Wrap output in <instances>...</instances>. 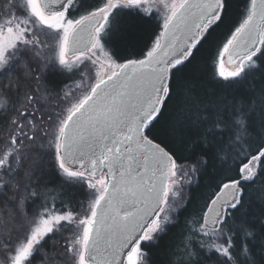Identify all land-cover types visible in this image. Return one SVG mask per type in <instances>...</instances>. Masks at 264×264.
Segmentation results:
<instances>
[{
	"label": "snow or ice",
	"instance_id": "6c2138e0",
	"mask_svg": "<svg viewBox=\"0 0 264 264\" xmlns=\"http://www.w3.org/2000/svg\"><path fill=\"white\" fill-rule=\"evenodd\" d=\"M230 6V0H6L0 72L25 62L40 74L35 89L25 84L30 70L9 85L17 94L11 110L6 99L0 102L7 123L0 143L3 264H34L37 254L41 264H56L57 257L63 264H152L146 245L178 222L191 200L185 183L198 186L210 164L217 173L211 194L185 221L169 264H264V81L247 95L202 98L194 79L206 43H216L214 76L230 86L264 76V0H248L238 26L217 43L212 34ZM153 8L163 12L162 30L144 58L116 63L109 49L138 39L136 26ZM101 59L119 71L101 75ZM189 65L192 77L184 74ZM93 69L95 82L80 96L73 89L53 95L41 83L49 70L79 72L81 88L93 80ZM192 115L216 150L187 166L178 163L177 151L185 147L183 130ZM49 160L62 185L88 190L82 211L63 199L56 207L54 189L40 181ZM47 240L55 241L57 257L47 254Z\"/></svg>",
	"mask_w": 264,
	"mask_h": 264
},
{
	"label": "trees",
	"instance_id": "16d2710c",
	"mask_svg": "<svg viewBox=\"0 0 264 264\" xmlns=\"http://www.w3.org/2000/svg\"><path fill=\"white\" fill-rule=\"evenodd\" d=\"M5 2V0H0V7ZM90 3L95 2V0H89ZM230 9L229 14L224 24H221L216 28L212 34L213 41L226 42V37L230 35L229 29L234 30V26H238L239 22L243 19L246 14V9L248 5V0H230ZM152 16H145L143 22H140L136 26L135 35L138 39L133 40L127 45H122L119 48L112 49L110 48V53L113 54V60L117 63H123L124 58L138 59L144 57L147 50L151 47V40L154 39L155 35H158L161 31L162 17L156 11H152ZM77 13L76 15H78ZM216 54V43L204 44L200 53L197 54V60L195 65V84L197 91L200 93L202 98L205 97V93L208 94V97L215 98L216 96L221 97H230L232 95H247L253 83L256 84L259 88L262 81H264V76H260L259 79L252 81L251 79L247 81H241L239 83L231 84L228 81H224L218 75L214 76L215 65L213 63V57ZM192 65H189L188 68L184 70V74L192 77ZM31 71L32 75L25 80V84L30 89H35L37 83L34 79L35 75L40 74V69L36 66L35 63L31 64L30 69L25 67V62L18 64L11 72L5 74H0V91L5 93L4 97H0V102H3L4 99L7 100L6 107L11 110L12 105L16 103V92L14 88L9 90V85H14L19 77H23L25 72ZM76 77V76H75ZM73 75L66 72H53L49 70L45 74V79L41 82L46 84L49 90L55 95L57 92L60 95L63 94L64 88L70 84L75 78ZM179 78V76L177 77ZM173 102L169 104L168 111L166 116L172 114L173 109L175 108ZM52 103H57L56 100H52ZM195 113V109L192 110ZM15 113L9 112V115H14ZM193 123L189 124L183 130L184 139L186 141L185 147L177 151L178 163L182 165L191 166L196 160L201 156H207L211 158L212 154L216 150V141L213 140L212 136L209 135L205 141L203 132L204 127L199 121L196 120L195 115H192ZM7 128V123L3 122V118L0 117V143L7 135V132L4 131ZM179 143H170V146L174 149L176 144ZM28 164V161H25V165ZM219 166V162H216V167ZM39 175V173L37 174ZM217 178V173L215 168L210 164L209 169L201 176L198 177L199 184L193 182L192 184H186L184 193L191 197V200L187 203V207L183 208L179 212L178 222L169 225L166 230V234L162 235L159 240L151 245H146L149 251L150 260L152 264H169V259L171 256L172 248L178 244L181 240V230L187 219H190L193 215L199 214L203 209V206L211 194L212 186H214L215 180ZM19 179V177H17ZM41 183L48 182V187L54 189L52 192L53 196H58V199L55 201L56 207L60 208L61 199L66 203H69L71 207L77 211H82L83 207H87V202L89 200L88 190L81 185L76 186H65L62 185L60 177L56 174V170L51 167V161L46 162L45 175L40 178ZM63 187V193L60 192V189ZM11 195V192H9ZM182 203V202H181ZM11 205H9V208ZM36 205L29 204L28 211H35ZM10 226H12L10 224ZM259 228V224L256 225ZM70 232H65V236H69ZM12 235H17L15 227H12ZM60 234H57L59 236ZM55 241L47 240L45 242V250L47 254L53 257H57V251H53L51 245ZM64 240H59L60 247L58 251H62ZM3 250H0V258L3 260L2 255ZM211 259L215 260L216 257L213 254ZM34 264H41V255L37 254ZM43 264H52L51 261H43ZM56 264H63V260L57 257Z\"/></svg>",
	"mask_w": 264,
	"mask_h": 264
},
{
	"label": "rangeland",
	"instance_id": "374dc122",
	"mask_svg": "<svg viewBox=\"0 0 264 264\" xmlns=\"http://www.w3.org/2000/svg\"><path fill=\"white\" fill-rule=\"evenodd\" d=\"M5 2H6V0H5ZM4 2V3H5ZM3 3V4H4ZM3 4H2V6H3ZM1 6V7H2ZM152 11H156V9L155 8H153L152 9ZM160 15H161V17H162V23H163V12H160L159 13ZM100 63H103L105 66L103 67V68H100V74L101 75H105V74H107V75H110L111 74V71H115L117 68H109L108 66H107V64H108V62L107 61H104L103 59H101V61H100ZM117 63V62H116ZM238 63V62H237ZM85 65H88L89 67H91V65H90V62H88V61H85ZM85 65H81V68H85ZM225 69H226V71L229 69V67L225 64ZM88 69L87 68H85V71H87ZM1 73H3V72H0V74ZM66 73H68V72H66ZM69 74H71V75H73L75 78L73 79V81L70 83V84H68L65 88H64V91H68L69 89H73L74 90V95H76V96H80V95H82L83 94V92L87 89V85L89 84V83H93V82H95L94 81V77H95V69H93V71H92V73H91V75L93 76V80H91V81H89V80H85L84 81V85L81 87V88H76V84L77 83H80V80H81V75H80V73L79 72H74V73H69ZM64 91H63V93H64ZM63 95V94H62ZM57 111H59V109H57ZM186 184L187 183H185V186H186ZM184 189H185V187H184ZM183 189V190H184ZM89 199H91V197H89ZM70 235H71V232L69 233ZM69 235V236H70ZM0 264H3V260L0 258Z\"/></svg>",
	"mask_w": 264,
	"mask_h": 264
},
{
	"label": "water",
	"instance_id": "95a60500",
	"mask_svg": "<svg viewBox=\"0 0 264 264\" xmlns=\"http://www.w3.org/2000/svg\"><path fill=\"white\" fill-rule=\"evenodd\" d=\"M162 30V29H161ZM144 57H142V58H138V59H143ZM225 61H227V55L225 56ZM238 62V61H237ZM124 63V62H123ZM226 65L230 68V66L226 63ZM115 71H119V69L117 68ZM105 171H107L106 169H105Z\"/></svg>",
	"mask_w": 264,
	"mask_h": 264
}]
</instances>
